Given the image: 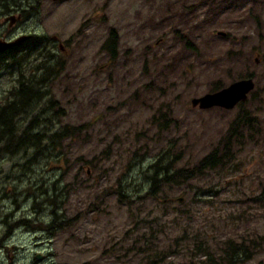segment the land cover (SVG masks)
Listing matches in <instances>:
<instances>
[{
    "label": "rangeland",
    "instance_id": "obj_1",
    "mask_svg": "<svg viewBox=\"0 0 264 264\" xmlns=\"http://www.w3.org/2000/svg\"><path fill=\"white\" fill-rule=\"evenodd\" d=\"M110 28L114 58L101 46ZM27 33L18 43L34 48L0 55V105L20 74L50 65L39 103L19 96L16 132L80 130L0 149V264H202L195 240L213 249L247 234L259 245L236 264H264V0H0V40ZM243 77L254 87L234 107L190 104ZM240 111L251 124L234 133L228 164L145 194L161 150L191 166Z\"/></svg>",
    "mask_w": 264,
    "mask_h": 264
},
{
    "label": "trees",
    "instance_id": "obj_2",
    "mask_svg": "<svg viewBox=\"0 0 264 264\" xmlns=\"http://www.w3.org/2000/svg\"><path fill=\"white\" fill-rule=\"evenodd\" d=\"M2 5L4 9H6L4 4ZM117 43V33L113 28H110L108 30L107 37L101 46L105 49V51H107V53H109L111 58H114L117 55ZM18 48H20V46H18ZM13 52L16 53L17 50ZM13 52H11L10 49H7L0 53V55H9V53ZM37 66L38 67H35V69H33L27 77L20 74L17 88L13 91L12 95L10 93V98L5 103L0 105V149L2 151L16 153L23 150L25 152V150L29 149V147L35 148V145H39L41 138H45L50 143L54 144L55 141L58 142L64 137L77 134L80 130V126H61L52 133H45L46 130H44V132L35 131L38 123L31 122L22 128L20 132H16L15 116L18 112L25 113L28 111L24 109L25 106L22 108V98L27 103L26 109H30L44 97L41 94L39 84L42 82V78H45V75L49 72L51 66H43L41 64ZM42 70H44V72ZM220 87L222 86L214 85L211 90L213 91ZM19 96L22 97L21 100L19 99ZM48 103L51 104L52 101L49 99ZM250 121L251 119H248L244 112L240 111L231 122L228 131L223 134V137L221 138L222 145L214 147L210 150V152L191 166L175 167V162L178 159L175 152L170 149V146L161 150L149 164L148 169L144 174L148 181V187L145 194L151 198H155L163 185L169 186L187 182L197 174L203 173L205 170L215 167L220 168L228 164L234 151V133L236 130L238 131L246 126H250ZM118 196L121 198L122 202L129 200L128 195L124 191H120L119 188ZM51 203H53L52 200ZM52 213L53 217L51 218L50 223L56 221L58 224L57 228H59L63 222L57 221L58 217L56 213L54 211H52ZM27 222L28 220L26 219L23 221L26 226H36L31 223L30 225H27ZM49 226L50 224H47L43 229H50ZM251 236L249 234L248 238V234L245 237L239 235L234 240L226 238L221 244L215 245L213 249L209 247L210 245L207 244V242L202 244L196 243L198 240H195L193 242L195 249L193 248L192 252L198 251L204 255L205 259L202 264H216V261L214 263L212 260L214 256L211 254V251L218 252L217 264H236L243 258H246L247 254L252 253L255 247L259 245V242L255 241V237ZM250 244L252 246H249ZM251 247L252 251L250 249ZM186 263L196 264L197 261H194L192 258H189L188 260L184 259V264Z\"/></svg>",
    "mask_w": 264,
    "mask_h": 264
},
{
    "label": "water",
    "instance_id": "obj_3",
    "mask_svg": "<svg viewBox=\"0 0 264 264\" xmlns=\"http://www.w3.org/2000/svg\"><path fill=\"white\" fill-rule=\"evenodd\" d=\"M19 40L20 38L13 41L0 40V51H4ZM253 87L254 81L252 77L239 78L221 88L193 97L190 100V104L199 109H206L213 106L230 109L238 102L244 101ZM36 258L40 259V255H37Z\"/></svg>",
    "mask_w": 264,
    "mask_h": 264
},
{
    "label": "flooded vegetation",
    "instance_id": "obj_4",
    "mask_svg": "<svg viewBox=\"0 0 264 264\" xmlns=\"http://www.w3.org/2000/svg\"><path fill=\"white\" fill-rule=\"evenodd\" d=\"M21 17V15L20 14H17V15H13V16H10L8 19L9 20H11V22H15V20L16 19H19ZM10 22V21H9ZM13 22V23H14ZM22 36H20V39L21 40H23V39H26L27 37H31V36H33V35H31L30 33H27V34H21ZM15 39H17V38H12V39H8V40H5V41H13V40H15ZM20 40V41H21ZM38 43L36 42V41H31L30 39L27 41V43L25 42V43H18V41L15 43V44H13L12 46H10L8 49H10V51L11 52H13V51H15V50H17L18 49V46H20V49H22L23 48V50H20V51H24V50H27L26 48L28 47V48H34L36 45H37ZM5 51V50H4Z\"/></svg>",
    "mask_w": 264,
    "mask_h": 264
},
{
    "label": "bare ground",
    "instance_id": "obj_5",
    "mask_svg": "<svg viewBox=\"0 0 264 264\" xmlns=\"http://www.w3.org/2000/svg\"><path fill=\"white\" fill-rule=\"evenodd\" d=\"M16 152V151H15Z\"/></svg>",
    "mask_w": 264,
    "mask_h": 264
}]
</instances>
